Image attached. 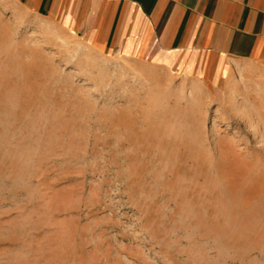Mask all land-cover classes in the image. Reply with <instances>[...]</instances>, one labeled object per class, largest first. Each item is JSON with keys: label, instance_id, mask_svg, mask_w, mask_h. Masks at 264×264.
Segmentation results:
<instances>
[{"label": "rangeland", "instance_id": "1", "mask_svg": "<svg viewBox=\"0 0 264 264\" xmlns=\"http://www.w3.org/2000/svg\"><path fill=\"white\" fill-rule=\"evenodd\" d=\"M0 264H264V59L97 49L0 0Z\"/></svg>", "mask_w": 264, "mask_h": 264}, {"label": "crops", "instance_id": "2", "mask_svg": "<svg viewBox=\"0 0 264 264\" xmlns=\"http://www.w3.org/2000/svg\"><path fill=\"white\" fill-rule=\"evenodd\" d=\"M16 1L97 49L206 65L264 59V0Z\"/></svg>", "mask_w": 264, "mask_h": 264}]
</instances>
